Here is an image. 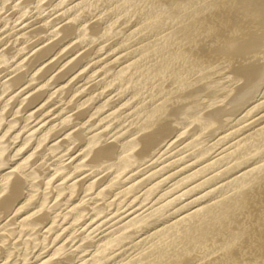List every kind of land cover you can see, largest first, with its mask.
Masks as SVG:
<instances>
[{
  "label": "bare ground",
  "instance_id": "6f19581e",
  "mask_svg": "<svg viewBox=\"0 0 264 264\" xmlns=\"http://www.w3.org/2000/svg\"><path fill=\"white\" fill-rule=\"evenodd\" d=\"M68 1L0 0L3 30L63 10L0 48V264H264V0Z\"/></svg>",
  "mask_w": 264,
  "mask_h": 264
},
{
  "label": "rangeland",
  "instance_id": "374dc122",
  "mask_svg": "<svg viewBox=\"0 0 264 264\" xmlns=\"http://www.w3.org/2000/svg\"><path fill=\"white\" fill-rule=\"evenodd\" d=\"M68 1V0H67ZM75 1H77V0H69L68 2H66V3H69L68 5H64L65 7H70L71 5H73V4H75L76 2ZM47 2H48V0H47ZM71 2V3H70ZM72 2H73V4H72ZM75 2V3H74ZM10 3L11 2H8L7 3V6H9L10 5ZM47 3L46 2H44V5H46ZM71 4V5H70ZM64 6H62L60 9H63V7ZM45 12H44V14L46 13V15H44L43 16V14L42 15H40V16H36L35 14L37 13V11H32L28 16H26L25 18H23L22 19V21H19V22H17V24L16 23H14V24H11L10 26H7V27H5L4 28V30L3 29H0L1 30V32H0V34H2L1 36H0V48L3 46V44L5 43V41L6 40H8L9 39V37H11L12 35H15L16 33H18L19 31H21V30H23V29H26V31L27 32H33V31H35V29L37 30V29H39V28H41L42 26H45L46 24H47V22H39L42 18H44V17H46V16H51L50 17V20H52V21H56V23H59L60 22V20H61V13L63 12V10H60L59 12H57V13H59V14H57V13H53V14H55V16L52 14V12H55V11H50V10H53L52 8H47L46 6H45ZM13 10V11H12ZM11 11L10 10H3L2 12H1V14L0 15H2L3 16V14H4V16L5 15H7L8 17L9 16H12L13 15V13L14 12H17L18 11V9H12ZM47 10L49 11V12H47ZM10 13V14H9ZM49 13H51V14H49ZM60 15V16H59ZM57 16H59V18L57 17ZM56 17V18H55ZM58 19H60V20H58ZM58 20V21H57ZM95 20H97V18H95L93 21H95ZM8 21V20H7ZM7 21L6 20H4V21H2V23L0 24V28H1V26L2 25H4V24H6L7 23ZM93 21H91V22H93ZM66 22L67 21H63V22H61L60 23V25H66ZM42 23V24H41ZM63 23V24H62ZM68 23V22H67ZM39 24V25H38ZM34 25V26H33ZM129 25V26H128ZM128 25H124L123 26V28L125 27V26H127V27H130V24H128ZM16 26V27H15ZM19 26V27H18ZM61 26V27H62ZM12 27H15L14 29H10V28H12ZM60 27V26H59ZM30 28V29H29ZM126 28V27H125ZM3 30V31H2ZM7 30L9 31V32H7ZM29 30V31H28ZM7 33H9V34H7ZM12 31V32H11ZM26 31H24V34H26ZM29 32V33H30ZM5 35H4V34ZM49 33H44V35L43 34H41V35H39V36H37V37H34V39H32V40H30V42H28L27 43V45L28 44H30V45H34L35 43H38L39 42V40L40 39H42V38H44L45 36H47ZM32 35V34H31ZM4 36V37H3ZM42 36H44V37H42ZM60 36V35H59ZM57 37V38H55V40H58L60 37ZM24 37H26L25 35H21V36H13L9 41H8V43H7V45L4 47V48H6V49H9V48H13L16 44H17V42H18V40L21 38V39H24ZM40 37V38H39ZM2 38V39H1ZM118 39V37H115L114 38V40L113 39H111V41H108L107 43L109 44V42H110V44L109 45H111V44H113L114 43V41H116ZM12 40V41H11ZM55 40H52L51 42H48V43H46V44H44V45H42V47L41 46H39V47H37L35 50H37V51H32V52H30V53H28L29 52V50H26V51H24V54L23 55H26V53H28V55L26 56V59L24 60V62L23 63H25L24 65L26 66L27 65V63L28 62H30L29 64H31V61H32V59H33V57H34V55L39 51V49H40V47H41V49L45 46V45H49L50 43H53V42H55ZM14 42V43H13ZM10 43V44H9ZM97 44V43H96ZM95 44V45H96ZM108 44H106L105 45V47H107L108 46ZM94 44L92 45V46H89V47H87V49L86 48H84V49H82V50H80L78 53H76L77 55H75L74 56V58L72 59V61L74 60V61H76V59H79L81 56H83V54H85L86 53V51L88 52L90 49H92L94 46H95ZM73 46H75L74 44H73ZM68 49H69V51H68ZM86 49V50H85ZM89 49V50H88ZM14 50V49H13ZM13 50L11 51V52H13ZM72 50V46H69L66 50H65V53L64 52H62L61 54H60V56L58 55L56 58H52V59H50V64L52 65V62L54 61H56L57 60V62H59V61H62L63 62V59H65V58H67L69 55H67L66 57L64 56V54H68V52H70ZM15 51V50H14ZM68 51V52H67ZM104 51V52H103ZM101 53H98V56L100 57V59H98L99 57L96 55V57L95 56H92V57H90L89 59L91 60L90 61V63H89V66L87 67V70L89 69H91V68H93L94 67V65L97 63V64H103V63H108L109 65L110 64H113V63H115L114 61H113V59H116V58H119V57H121L122 55L124 56L126 53L125 52H123L122 54H118V52L120 51H116V52H112V53H108V51H107V49H104ZM106 51V52H105ZM34 52V53H33ZM121 52V51H120ZM14 53V52H13ZM64 53V54H63ZM110 55H108V54ZM117 54V56L115 57V58H113L112 60H111V58H112V56H114L115 54ZM21 54V55H22ZM106 55V56H105ZM122 56V57H123ZM61 57H64V58H62L61 59ZM76 57V58H75ZM93 57H94V59H93ZM104 57H105V59H104ZM121 57V58H122ZM59 58V59H58ZM70 59H71V57H70ZM29 60V61H28ZM53 60V61H52ZM59 60V61H58ZM97 60V61H96ZM15 60H11L10 61V63H12V62H14ZM26 61H27V63H26ZM68 61V60H67ZM105 61V62H104ZM113 62V63H110V62ZM48 61H46V63H47ZM62 62H60V64H63V63H65L66 61H64L63 63ZM95 62V63H94ZM46 63H44V65H43V69L45 68V67H48V66H51V65H49V62H48V64H46ZM56 63V62H55ZM94 65H93V64ZM54 64V63H53ZM70 64V63H69ZM92 64V65H91ZM117 63H115V65H116ZM118 64H119V62H118ZM117 64V65H118ZM46 65V66H45ZM114 65V64H113ZM114 65V66H115ZM23 67L21 70H20V73H22L23 71H26L27 70V68H28V66H26V67ZM2 68L4 69V71L2 70ZM65 68H67V67H65ZM65 68H63V69H61V70H59L61 73H62V70H64ZM3 71V72H0V80H3V79H7L8 77H6L7 75H9L10 73H12L15 69L14 68H9V64H6V65H4V66H0V71ZM6 70V71H5ZM59 71H56L55 73H53V74H55V75H58V73L60 74V72ZM58 72V73H57ZM19 73V71L15 74H13L12 76L10 75L9 77L10 78H13L14 76H17L18 74H20ZM40 75H41V72L39 73ZM38 74V75H39ZM82 74V73H81ZM80 74V75H81ZM2 75V76H1ZM54 75V76H55ZM79 74L77 75V76H75V75H73L74 77H72V75H69V76H67V77H65V78H63V79H61V80H59L58 82H56V83H52L53 81H51V83L53 84H51L52 86H50V88L49 89H56V90H58L59 89V87L61 88L62 86H60V85H64L65 86V89H69L70 87L69 86H71V89H72V86H74L73 87V89H75V88H78V87H85L84 89L86 90V92H83V94L84 93H88L92 88H89L90 86L91 87H93V85H95V84H97V82L100 80V79H102L103 78V76H101L100 78H98V79H94L93 81L92 80H83V74L81 75V78L80 77H78V76H80ZM79 78V80L77 79V78ZM72 78V79H71ZM74 78H76V79H74ZM9 79V78H8ZM81 79V80H80ZM70 80V81H69ZM74 80V81H73ZM96 80H97V82H96ZM41 79L40 80H37V81H35V82H32V84H30V85H32L31 87H34V86H37L38 85V83H41ZM71 82V83H69V82ZM73 81V82H72ZM95 81V82H94ZM36 82H37V84H36ZM62 82V83H61ZM74 82H75V84H74ZM82 82V83H81ZM90 82H92V83H90ZM79 83H80V85H79ZM89 83V86L87 85ZM35 84V85H34ZM69 84V85H68ZM73 84V85H72ZM30 85H26V87H22L21 89H19V92H17V93H25V92H27V89H29V88H31V87H29ZM58 85V86H57ZM66 85H68V86H66ZM85 85V86H84ZM87 85V86H86ZM58 88V89H57ZM87 88H89L88 90H87ZM43 89H48V87L47 88H43ZM41 87H40V89L38 88H36V90H34L35 92H31V93H36V92H38L39 90H43ZM67 89V90H68ZM110 90V89H109ZM11 91H13V90H11ZM24 91V92H23ZM102 91H104V89L102 90ZM67 93H69V91L68 92H66V95H59V94H57L56 96H54V98L52 99L53 101H49V102H52V103H54L55 101L56 102H59L60 101V99H64L65 98V96H67ZM72 93H73V91H72ZM80 95V94H79ZM63 96V97H62ZM56 98H60L59 100L58 99H56ZM54 99H55V101H54ZM114 99V101H115V98H113ZM117 99V98H116ZM113 101V100H112ZM55 102V103H56ZM68 102V100L67 101H62L60 104L59 103H57L56 104V106L54 105L53 107H52V112L50 113V114H46V115H44L46 118H48V122L46 123V125L47 124H49V123H52L54 120H56V119H58V118H61L63 115H64V113L66 112V111H68L69 110V108L67 107L66 109H64L63 111H61L59 114L57 113V114H54L55 113V111H57L56 109H60V108H63V107H65L66 106V103ZM71 107V106H70ZM58 109V110H59ZM80 111L82 110V108H80L79 109ZM79 110H76V111H78L79 112ZM38 111H39V109H38ZM74 112V113H77V112ZM45 117H42V118H40L41 120H43V119H45ZM50 117V118H49ZM38 120V121H41V120ZM38 121H35L34 122V120H32V122H33V124L34 123H37ZM64 121V120H63ZM32 124V125H33ZM68 123H65L64 124V126L65 127H67L66 125H67ZM71 124H73L72 122L70 123V124H68V125H71ZM35 125V124H34ZM64 126H59L60 128H62V129H60V128H58L59 130H60V133H59V131L56 129L55 130V136H61V137H58L57 138V141H64L65 139H67V138H69L71 135H67V136H64L63 135V133L62 132H64V129L63 128H65ZM85 125H80L78 128L76 127V128H73L72 130H71V132L72 131H78V130H80V129H82L83 127H84ZM70 127H72V125L70 126ZM68 129H69V127H67ZM66 128V129H67ZM62 131V132H61ZM106 131H109V129H106L105 130V133H103L104 132V130H102V133L105 135L106 134ZM56 132H58V134L56 135ZM99 132V131H98ZM60 134V135H59ZM53 135H54V132H53ZM65 137V138H64ZM105 138L103 139L102 138V140L104 141L105 139L106 140H108L107 141V144L108 143H115V141H110V140H112V139H110V136H108L107 138H106V136H104ZM54 138H50V140H53ZM62 139V140H61ZM110 139V140H109ZM49 140V141H50ZM49 142H46V144H48ZM45 144V145H46ZM77 144H79V143H76V145ZM103 144V143H102ZM104 144H106V142H104ZM43 149V148H42ZM41 149V150H42ZM70 151H73V149H71ZM72 153V152H71ZM76 155V156H75ZM71 159L72 160H77L79 157H81V156H83L84 155V153L83 154H81V153H76ZM79 155V156H78ZM38 157H40L41 155H37ZM37 156L35 157V159L37 158ZM78 156V157H77ZM75 158V159H74ZM34 159V160H35ZM89 159L90 158H88L87 159V161H89ZM72 160H68L67 162H68V164H70L71 162H72ZM70 161V162H69ZM53 163V162H52ZM67 164V163H66ZM148 165H150V164H147V165H145L146 167L148 166ZM145 166L143 167V168H145ZM101 167H99V168H97V169H95V170H93V171H90V172H87V173H85L84 175H82L81 177H79L77 180H79V179H81V180H84L85 178H87V177H89V176H91V175H93V174H95V172L96 171H98L99 169H100ZM84 169H82V171H83ZM79 172H81V170H79ZM108 174V173H107ZM107 174H102L101 176H99V177H97L98 179L97 180H99V179H104L106 176H107ZM81 180H79V181H81ZM109 226H111V225H109ZM109 226H108V228H109ZM100 232H98V234H99ZM101 236H103V235H99V237H101Z\"/></svg>",
  "mask_w": 264,
  "mask_h": 264
}]
</instances>
